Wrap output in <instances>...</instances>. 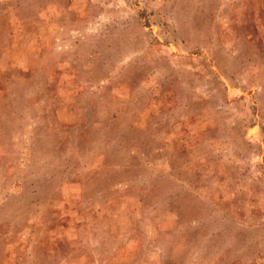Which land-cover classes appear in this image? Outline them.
Segmentation results:
<instances>
[{"label": "rangeland", "instance_id": "1", "mask_svg": "<svg viewBox=\"0 0 264 264\" xmlns=\"http://www.w3.org/2000/svg\"><path fill=\"white\" fill-rule=\"evenodd\" d=\"M0 264H264V0H0Z\"/></svg>", "mask_w": 264, "mask_h": 264}]
</instances>
